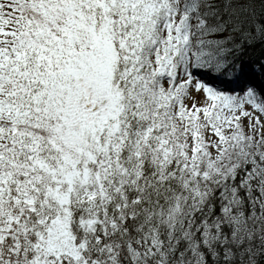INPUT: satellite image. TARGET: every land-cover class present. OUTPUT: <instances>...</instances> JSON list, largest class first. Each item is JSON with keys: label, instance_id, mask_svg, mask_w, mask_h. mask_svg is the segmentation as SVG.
I'll list each match as a JSON object with an SVG mask.
<instances>
[{"label": "snow or ice", "instance_id": "obj_1", "mask_svg": "<svg viewBox=\"0 0 264 264\" xmlns=\"http://www.w3.org/2000/svg\"><path fill=\"white\" fill-rule=\"evenodd\" d=\"M0 264H264V0H0Z\"/></svg>", "mask_w": 264, "mask_h": 264}]
</instances>
